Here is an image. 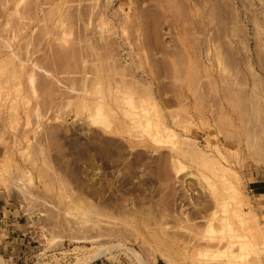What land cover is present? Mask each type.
I'll use <instances>...</instances> for the list:
<instances>
[{
	"label": "rangeland",
	"instance_id": "1",
	"mask_svg": "<svg viewBox=\"0 0 264 264\" xmlns=\"http://www.w3.org/2000/svg\"><path fill=\"white\" fill-rule=\"evenodd\" d=\"M261 171L264 0H0V264H264Z\"/></svg>",
	"mask_w": 264,
	"mask_h": 264
},
{
	"label": "crops",
	"instance_id": "2",
	"mask_svg": "<svg viewBox=\"0 0 264 264\" xmlns=\"http://www.w3.org/2000/svg\"><path fill=\"white\" fill-rule=\"evenodd\" d=\"M250 183L252 184L251 191H255L254 195L261 200L259 203L260 206L264 207V171L254 174L253 180ZM13 214L14 212L5 209V206L0 204V251H4V254L6 252L12 254L11 251L14 250V245L18 242L13 236L14 229L17 228ZM262 215L264 216L263 211ZM5 255H1L0 253V257H6Z\"/></svg>",
	"mask_w": 264,
	"mask_h": 264
},
{
	"label": "bare ground",
	"instance_id": "3",
	"mask_svg": "<svg viewBox=\"0 0 264 264\" xmlns=\"http://www.w3.org/2000/svg\"><path fill=\"white\" fill-rule=\"evenodd\" d=\"M102 123V122H101ZM218 244V243H217ZM229 245H230V243L227 241V243L224 245V247H226V249H228L229 248ZM244 250V249H243ZM226 251H228V250H226ZM230 252H231V255L233 256V257H237L231 250H230ZM244 256V255H243ZM244 258V257H243ZM238 259V258H237ZM243 260V259H242ZM250 264V263H249Z\"/></svg>",
	"mask_w": 264,
	"mask_h": 264
}]
</instances>
